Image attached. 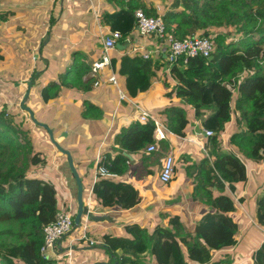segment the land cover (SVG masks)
Masks as SVG:
<instances>
[{
  "label": "trees",
  "instance_id": "obj_1",
  "mask_svg": "<svg viewBox=\"0 0 264 264\" xmlns=\"http://www.w3.org/2000/svg\"><path fill=\"white\" fill-rule=\"evenodd\" d=\"M137 9L147 17H161L166 29L174 35L198 34L211 38L215 44L209 59L198 56L183 64L180 57L171 62L170 76L177 82L173 87L175 96L189 105L195 116L208 112L202 127L213 133L208 137L211 165L206 172L202 169V178L209 188L216 187L218 194L206 193L211 210L200 218L191 234L183 232L175 216L170 219L172 231L157 226L148 235L132 226L127 229L136 239L104 235L101 246L116 257L115 264H138L118 257L115 250L135 254L139 247V252L149 250L155 255L157 264H228L227 260L211 262V259L214 253L237 244L238 223L231 214L242 202L234 198L236 186L247 180L242 159L256 165L264 162V0H175L162 12L132 1L118 12L103 14L101 20L111 31L126 37L133 30ZM87 69L84 67L82 72ZM117 73L124 78L129 98L148 90L153 76L151 61L141 57L123 56ZM35 74L30 78L31 87ZM66 81L63 79L62 86L82 90L75 83L69 87ZM58 89L54 83L46 85L39 93L42 102L54 100ZM21 110L24 112L15 114L19 119L16 120L6 106L0 107V264H52L41 259L39 249L43 244V228L54 220L58 209L56 191L52 183L27 173L28 165L42 166L45 160L40 151L34 150L27 127L30 117ZM94 110L95 106H88L83 118H90L88 113ZM236 114L240 129L229 141L239 156L222 151L218 143V137ZM164 115L167 129L183 135L181 130L188 124L185 111L169 107ZM153 128L152 122L136 123L116 138V144L129 152L141 150L152 143ZM102 162L115 175L124 171L125 160L119 154L113 158L107 155ZM92 195L105 208L129 209L139 202L136 191L107 178L94 183ZM254 216L257 225L264 227V194L256 199ZM252 264H264V241L255 251Z\"/></svg>",
  "mask_w": 264,
  "mask_h": 264
},
{
  "label": "crops",
  "instance_id": "obj_2",
  "mask_svg": "<svg viewBox=\"0 0 264 264\" xmlns=\"http://www.w3.org/2000/svg\"><path fill=\"white\" fill-rule=\"evenodd\" d=\"M132 1L162 12V8L171 5L174 0H170V3L168 0H0V86L5 85L4 81L11 80L18 93L22 87L32 84L31 75L39 70V75L34 78L39 89L37 97H40V91L50 83L59 87L55 92V99L43 104L45 108L50 106L64 111V116L68 119L65 123H69L68 127L71 128L70 133L79 137L71 147L73 152L70 154L82 182L84 207L93 215L107 217L96 223L82 216L80 225L56 245L57 255L51 263L115 264L116 257L101 246L104 235L136 239L127 229L132 226L145 230L148 235L157 226L172 231L170 219L175 216L178 217L183 232L191 234L200 218L211 210L206 201V193L211 192L212 196L218 194L216 187L209 188L202 178V169L205 172L208 170L207 157L211 149L208 137L203 135V130L206 129L202 127L208 112L202 111L201 116L197 117L189 105L175 96L173 87L177 82L170 76L171 65L165 56L158 52L152 55L150 61L153 76L149 79L150 87L133 98L127 95L124 78L117 73L123 56H141L142 52H131L133 46L144 44L146 51H156L162 45L160 41L152 36L141 38L133 25V30L124 37L126 39L118 42L109 53L111 66L104 69L98 78L99 85L93 87L96 79L91 77V64L100 58L102 39L111 32L101 17L126 8ZM57 4L58 8L54 13ZM84 67L89 68L88 71L82 72ZM49 69H56L58 72L48 73ZM71 69H74L72 73L69 72ZM111 73L115 75L117 87L107 80ZM63 79L72 80L82 90L63 87ZM118 90L125 94L128 101L119 102ZM29 91L27 88L21 91L20 97ZM173 102L177 104L173 105ZM11 103L6 108L7 112L14 107ZM1 104L2 102L0 107ZM88 106H95L97 110L89 112L91 117L86 119L83 118V113ZM169 107L181 108L186 113L188 124L181 130V136L167 129L164 111ZM139 109L147 112L167 130L166 139L157 143V149L153 152H147V146L129 152L116 144V138L122 132L140 123ZM237 116L238 114L233 115L218 137V143L222 151L239 156L238 150L229 141L240 129L236 122ZM115 154L124 158V171L109 180L127 185L138 193L139 202L129 209L116 206L105 208L92 195L93 185L98 181L94 180L97 157L105 158L109 155L113 158ZM166 156L173 158L174 166L172 180L164 185L159 182L158 177ZM242 161L247 180L237 184L234 196L236 201L238 198L243 199L250 188H256L253 177L259 178L255 175L258 167L264 163L256 165L245 159ZM55 162L57 160H53ZM58 165L57 170L63 179L61 192H56L59 204L57 210L70 205L74 218L77 209L76 185L67 165L61 162ZM260 173H263V177L264 170ZM262 193L260 191V194H255L249 205V209L254 210V215L256 199ZM238 207H241V211L245 210L243 202L238 203ZM238 207L231 214L238 223L235 238L237 244L229 250L214 253L211 262L225 260L239 245L238 237L244 229L240 223L245 222L247 215L245 212L239 213ZM247 211L249 212L248 209ZM248 219L249 223L254 222L253 218ZM83 236L86 240H83ZM96 246L100 248H94ZM180 246L185 255V248L181 244ZM139 251L140 247L135 254L118 248L115 254L138 264L158 263L157 257L149 250ZM58 255L60 259L57 258Z\"/></svg>",
  "mask_w": 264,
  "mask_h": 264
},
{
  "label": "built area",
  "instance_id": "obj_3",
  "mask_svg": "<svg viewBox=\"0 0 264 264\" xmlns=\"http://www.w3.org/2000/svg\"><path fill=\"white\" fill-rule=\"evenodd\" d=\"M134 27L141 38L152 36L157 39V41L162 43L160 49L156 51H146L144 44L133 46L131 52H142L140 57L143 60H151L152 55L158 52V54H163L169 63L181 57L183 58V64H186L188 59L198 56L209 59L215 50V44L211 38L207 36H200L198 34H191L185 37L174 35L166 29L161 17H147L141 9L134 11ZM125 39L126 38H124L117 31H111L107 36L103 37L101 56L98 60L91 64L90 68L91 77L96 79L93 87H97L99 85L98 78L104 69L111 66L109 53L115 49L118 42ZM107 80L113 86L117 87L114 74L111 73ZM118 93L119 102L128 101V98L124 93L119 90ZM138 122L153 123V143L147 146L146 151H155L157 149V143L166 139L167 130L159 121L141 109H139ZM203 135L205 137H211L213 133L209 130H203ZM102 160L103 158L101 157H97L96 159L97 168L95 170L94 180H99L101 178H115L116 175L111 173L104 166ZM173 166V158L171 156H166L163 160L158 177L160 183L166 185L172 180ZM73 219L72 208L70 205L56 211L54 220L43 228V244L39 249V256L41 259L51 262L54 258H56V245L72 231L75 226ZM82 238L83 240H86L85 236ZM90 244L93 243L90 242ZM66 256L68 257L69 254H66ZM57 258L60 259L59 255ZM52 264H59V262Z\"/></svg>",
  "mask_w": 264,
  "mask_h": 264
},
{
  "label": "rangeland",
  "instance_id": "obj_4",
  "mask_svg": "<svg viewBox=\"0 0 264 264\" xmlns=\"http://www.w3.org/2000/svg\"><path fill=\"white\" fill-rule=\"evenodd\" d=\"M169 3L171 2L168 0ZM175 1V0H174ZM166 2V1H165ZM165 5V4H164ZM172 5V4H171ZM166 6V5H165ZM170 5L168 4V7ZM58 8V4L55 5L54 13H56V9ZM163 9V8H162ZM52 67V66H51ZM35 76H38L37 74L39 70L35 71ZM58 71L56 69L48 71V73H57ZM72 73V72H71ZM45 74V73H44ZM43 74V75H44ZM72 75V74H71ZM74 78V77H73ZM43 79V76L41 80ZM4 81L5 85L0 86V102H2L1 105L6 106L8 108V104L11 103L14 105L13 109L9 113L12 116H15L14 118L16 120H19L17 115L18 112H24L21 110V101L22 98L20 97L21 91L28 89V85L24 88L22 87L18 93L15 91V86L13 85V81L8 80ZM39 82V80H37ZM69 83V87L71 86L72 80L66 81ZM3 84V83H1ZM35 85V86H34ZM34 85L31 87L30 85V94H29V100L25 103V107H28L30 111L33 114V119L36 123L43 124L49 128L53 133V139L55 143L62 149L70 152H73L71 147L73 144L79 139L78 136H75L74 134L70 133L71 128L68 127L69 123H65L68 119L64 116V111L58 110L53 107L45 108V105L43 104L40 97H37V91L38 86L34 83ZM67 88V86H63ZM177 102H173V105H176ZM11 107V106H9ZM26 113V112H25ZM27 117L29 118V115L26 113ZM28 129H30V136L33 139V146L34 150L40 151L43 154L45 164L42 166H32L28 165L29 170L27 173L28 175H34L35 177H39L43 179L46 182H50L53 184L55 191L61 192V186H62V174L57 170V165L61 162V164L65 163L67 165V159L65 155L61 154L59 151L56 150V148L52 145L48 133L46 129L40 127L39 125L35 124L31 118H29V125L27 126ZM231 132V131H230ZM64 134H67V136H64ZM208 166L211 165V156L208 155ZM53 160L57 163H53ZM57 164V165H56ZM59 166V165H58ZM264 170V163H262L256 173V177H259L258 179H254L253 182L254 186L256 188H250L249 192L246 196L242 199V202L244 204L245 210L241 211V207H238V211L245 212L247 217L253 218L254 222H248L249 217L247 218L245 214H243L245 218V222L242 221L240 223L241 227H244L243 231H240L239 234V245L237 248L232 251L225 260H227L228 264H252L253 256L259 245L264 241V227L258 226L255 221L254 216V210L249 209V205L253 202V199L255 197V194L259 193L260 191H264V177H262L263 173H260ZM264 192L261 194L263 195ZM57 205L58 201H57ZM249 210V212L247 211ZM256 210V206H255ZM248 224H247V223ZM247 224V225H246ZM75 228V227H74ZM74 230V229H73ZM74 234V233H73ZM72 234V235H73ZM67 237V236H65ZM94 248L99 249V246H96ZM61 263V262H60ZM62 264V263H61Z\"/></svg>",
  "mask_w": 264,
  "mask_h": 264
},
{
  "label": "water",
  "instance_id": "obj_5",
  "mask_svg": "<svg viewBox=\"0 0 264 264\" xmlns=\"http://www.w3.org/2000/svg\"><path fill=\"white\" fill-rule=\"evenodd\" d=\"M28 89H30V84L28 85ZM27 98H28V92L25 93L24 97L22 98V101H21V104H20L21 105V109H23V110L28 112L29 117L31 118V120L35 124H37L40 127L46 129L52 145L56 148L57 151H59L61 154L65 155V157L67 159L68 170H69L70 175H71V177L74 180L75 185H76V205H77V209H76V214H75L74 219H73L74 225L75 226L80 225V220H81L82 216L86 217V220H88V221H92V222H96V223L102 222L105 218H107L106 216L93 215V213H91L88 210L87 207H84L82 182H81V179H80V177L78 175L77 170L75 169L71 154L68 151L60 148L55 143V141L53 139V133H52V131L49 128H47V126L35 122V120L33 119L32 112L30 111V109L28 107H25V103L27 101ZM64 136H66V134H64ZM127 157H129V156H127Z\"/></svg>",
  "mask_w": 264,
  "mask_h": 264
}]
</instances>
